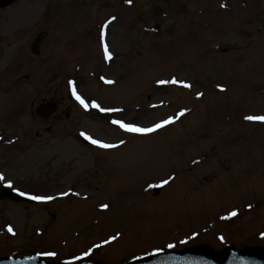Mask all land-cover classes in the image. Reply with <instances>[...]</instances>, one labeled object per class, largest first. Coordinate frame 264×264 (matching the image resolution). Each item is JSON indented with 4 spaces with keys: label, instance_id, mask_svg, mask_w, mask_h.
<instances>
[{
    "label": "rangeland",
    "instance_id": "obj_1",
    "mask_svg": "<svg viewBox=\"0 0 264 264\" xmlns=\"http://www.w3.org/2000/svg\"><path fill=\"white\" fill-rule=\"evenodd\" d=\"M133 1L20 0L0 11V190L41 198L0 200V258L264 253V122L247 118L264 116V0ZM102 23H113L104 76L92 47L67 66L61 44L86 45ZM169 120L148 136L115 126Z\"/></svg>",
    "mask_w": 264,
    "mask_h": 264
},
{
    "label": "water",
    "instance_id": "obj_2",
    "mask_svg": "<svg viewBox=\"0 0 264 264\" xmlns=\"http://www.w3.org/2000/svg\"><path fill=\"white\" fill-rule=\"evenodd\" d=\"M17 0H0V9L13 5ZM55 105L50 104L46 112H52ZM43 116L46 113H42ZM9 198L14 201H23L22 197L4 190L0 198ZM0 264H53L44 262L38 258L26 259H0ZM73 264H93V263H73ZM131 264H264V253L256 254L253 252H236L234 250L226 251L221 257L215 256L209 250L201 248L188 250L183 253L160 254L154 257L137 261Z\"/></svg>",
    "mask_w": 264,
    "mask_h": 264
},
{
    "label": "snow or ice",
    "instance_id": "obj_3",
    "mask_svg": "<svg viewBox=\"0 0 264 264\" xmlns=\"http://www.w3.org/2000/svg\"><path fill=\"white\" fill-rule=\"evenodd\" d=\"M109 83H111V81H108ZM185 87H190V85H184ZM77 100L82 104L84 105L85 107H87V104H85V101L77 96L76 97ZM94 107H97L99 108V105H93ZM101 110H104V109H101ZM184 113H181V115H183ZM249 120H255V121H260V122H264V116H259V117H253V116H249L247 117ZM172 121H165L164 123L162 124H157L154 128H148V129H144V128H137V127H132V126H129L127 124H123L121 123L120 124V127L124 128L126 131L128 132H134V133H150V132H153V131H156L157 129L159 128H162L164 127L166 124L168 123H171ZM88 139H91L90 137H86ZM93 144H97L99 147H102V148H109V147H113L112 145H108V144H103V143H100L99 141H96V140H92L91 141ZM4 177L3 176H0V180H3ZM165 183H167V181H165ZM9 187H11V185H9ZM31 199H34V200H38V199H41L40 197H30ZM105 208H107V205L104 206ZM233 215H236V213H233ZM9 232H12V229L9 228Z\"/></svg>",
    "mask_w": 264,
    "mask_h": 264
},
{
    "label": "bare ground",
    "instance_id": "obj_4",
    "mask_svg": "<svg viewBox=\"0 0 264 264\" xmlns=\"http://www.w3.org/2000/svg\"><path fill=\"white\" fill-rule=\"evenodd\" d=\"M156 134V133H155Z\"/></svg>",
    "mask_w": 264,
    "mask_h": 264
}]
</instances>
